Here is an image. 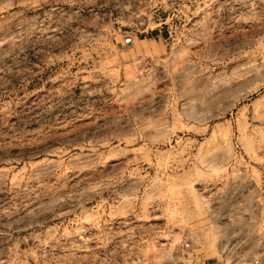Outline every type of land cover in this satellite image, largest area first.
Returning a JSON list of instances; mask_svg holds the SVG:
<instances>
[{
  "label": "rangeland",
  "instance_id": "1",
  "mask_svg": "<svg viewBox=\"0 0 264 264\" xmlns=\"http://www.w3.org/2000/svg\"><path fill=\"white\" fill-rule=\"evenodd\" d=\"M0 264H264V0H0Z\"/></svg>",
  "mask_w": 264,
  "mask_h": 264
}]
</instances>
